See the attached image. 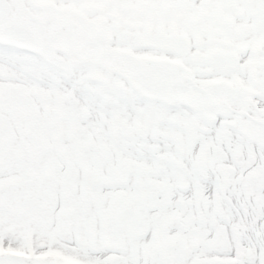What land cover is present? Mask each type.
Listing matches in <instances>:
<instances>
[{
  "label": "snow or ice",
  "instance_id": "6c2138e0",
  "mask_svg": "<svg viewBox=\"0 0 264 264\" xmlns=\"http://www.w3.org/2000/svg\"><path fill=\"white\" fill-rule=\"evenodd\" d=\"M0 264H264V0H0Z\"/></svg>",
  "mask_w": 264,
  "mask_h": 264
}]
</instances>
